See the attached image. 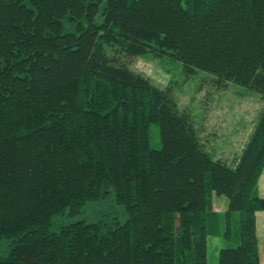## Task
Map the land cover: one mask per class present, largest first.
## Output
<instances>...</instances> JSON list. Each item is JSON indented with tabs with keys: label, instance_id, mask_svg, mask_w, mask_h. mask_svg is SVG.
Instances as JSON below:
<instances>
[{
	"label": "trees",
	"instance_id": "1",
	"mask_svg": "<svg viewBox=\"0 0 264 264\" xmlns=\"http://www.w3.org/2000/svg\"><path fill=\"white\" fill-rule=\"evenodd\" d=\"M146 54L264 102V0H0V264H207L212 193L238 213L217 264H261L264 109L235 164L215 160L114 56ZM110 194L124 221L55 223Z\"/></svg>",
	"mask_w": 264,
	"mask_h": 264
},
{
	"label": "rangeland",
	"instance_id": "2",
	"mask_svg": "<svg viewBox=\"0 0 264 264\" xmlns=\"http://www.w3.org/2000/svg\"><path fill=\"white\" fill-rule=\"evenodd\" d=\"M110 54L113 55L111 51ZM137 73L147 77L155 86L169 89L176 101L178 110L190 115L194 129L203 148L215 160L228 165L235 164L245 144L259 121L264 109L261 95L233 84L218 83L210 75L200 72L186 73L177 62L165 56L146 54L141 57L121 59ZM150 145L159 148V134L156 124L150 125ZM259 193L264 194V172L258 184ZM212 221L214 233L207 237V264H217L221 248L234 247L238 244V213L233 212L229 220H224L226 199L211 195ZM113 217L124 221L123 208L116 204L113 194L97 201L87 203L81 212L70 218L58 217L56 224L84 220L98 222L104 217ZM256 228L263 264V213H256ZM229 233L228 234H226ZM6 249V243H0V255Z\"/></svg>",
	"mask_w": 264,
	"mask_h": 264
},
{
	"label": "crops",
	"instance_id": "3",
	"mask_svg": "<svg viewBox=\"0 0 264 264\" xmlns=\"http://www.w3.org/2000/svg\"><path fill=\"white\" fill-rule=\"evenodd\" d=\"M259 194H260V196L264 197V194H262V193H259Z\"/></svg>",
	"mask_w": 264,
	"mask_h": 264
}]
</instances>
